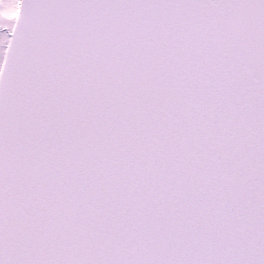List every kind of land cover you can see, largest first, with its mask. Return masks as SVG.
Instances as JSON below:
<instances>
[{"label":"snow or ice","instance_id":"6c2138e0","mask_svg":"<svg viewBox=\"0 0 264 264\" xmlns=\"http://www.w3.org/2000/svg\"><path fill=\"white\" fill-rule=\"evenodd\" d=\"M0 264H264V0H0Z\"/></svg>","mask_w":264,"mask_h":264}]
</instances>
